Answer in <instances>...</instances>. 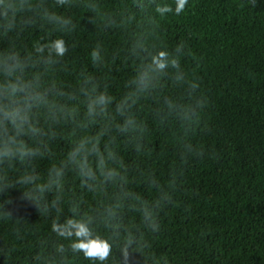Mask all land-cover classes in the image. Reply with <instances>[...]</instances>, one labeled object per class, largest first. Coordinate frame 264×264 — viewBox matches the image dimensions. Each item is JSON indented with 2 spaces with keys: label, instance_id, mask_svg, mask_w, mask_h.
I'll return each instance as SVG.
<instances>
[{
  "label": "trees",
  "instance_id": "obj_1",
  "mask_svg": "<svg viewBox=\"0 0 264 264\" xmlns=\"http://www.w3.org/2000/svg\"><path fill=\"white\" fill-rule=\"evenodd\" d=\"M158 4L0 0V264H264V0Z\"/></svg>",
  "mask_w": 264,
  "mask_h": 264
},
{
  "label": "clouds",
  "instance_id": "obj_2",
  "mask_svg": "<svg viewBox=\"0 0 264 264\" xmlns=\"http://www.w3.org/2000/svg\"><path fill=\"white\" fill-rule=\"evenodd\" d=\"M174 2V8L172 4H158L156 6V12L161 17H164L168 13H172L175 16L181 15L185 11V5L188 4V0H174ZM52 48L61 56L66 51L65 42L62 39L56 40L52 44ZM91 55L95 58L97 56L96 51H93ZM169 56L170 54L168 51L161 49L152 57V63L160 71L168 68L170 64L172 67H177L178 62L176 59L173 58L170 60ZM69 227H74L76 229L75 235L77 241L72 244L73 249L82 251L84 256L89 259L104 261L108 258L110 245L106 240L90 238V231L84 224H74L72 221H69ZM53 230H56V225H53ZM68 234L71 235V232Z\"/></svg>",
  "mask_w": 264,
  "mask_h": 264
}]
</instances>
